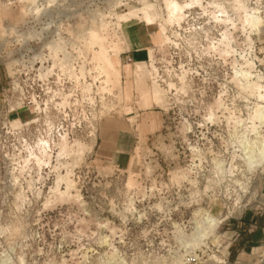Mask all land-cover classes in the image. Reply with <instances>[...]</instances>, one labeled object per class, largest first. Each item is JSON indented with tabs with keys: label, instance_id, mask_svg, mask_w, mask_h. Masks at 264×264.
I'll list each match as a JSON object with an SVG mask.
<instances>
[{
	"label": "rangeland",
	"instance_id": "rangeland-1",
	"mask_svg": "<svg viewBox=\"0 0 264 264\" xmlns=\"http://www.w3.org/2000/svg\"><path fill=\"white\" fill-rule=\"evenodd\" d=\"M168 1L0 0V264H235L263 227L264 24L245 15L264 0H200L180 25ZM131 23L153 43L127 79ZM110 119L132 133L125 168L96 155Z\"/></svg>",
	"mask_w": 264,
	"mask_h": 264
},
{
	"label": "crops",
	"instance_id": "crops-1",
	"mask_svg": "<svg viewBox=\"0 0 264 264\" xmlns=\"http://www.w3.org/2000/svg\"><path fill=\"white\" fill-rule=\"evenodd\" d=\"M123 40V53H125L126 56L131 57L133 61L132 64L128 63L129 65H126L123 69V72L128 79L130 78L128 67L134 64L135 59L141 52L147 51L148 47H150L151 45V42L153 43V38L147 27L145 36L144 26L141 27L138 24L131 23L124 25L123 27ZM143 64L145 63H135V75L139 78L143 77ZM119 74L122 78L121 71ZM127 79L126 84L129 85ZM141 97L142 103H145L147 99L145 100L144 93H142ZM109 121H111L112 125L106 128L103 133L101 131L99 139L100 142L97 148L96 155L100 161H103L110 166L116 168H125L130 164V157L133 151L132 133H130L129 130H126L120 121H117L116 119H110ZM260 189L262 192H264V180L261 184ZM253 223H255V221ZM261 229L262 228L259 227V230H248L247 233L242 234L240 241H238L237 243V256L234 261L235 264H248L252 259L253 254L261 250V248H259V244L262 240ZM240 257L244 260H239Z\"/></svg>",
	"mask_w": 264,
	"mask_h": 264
},
{
	"label": "bare ground",
	"instance_id": "bare-ground-1",
	"mask_svg": "<svg viewBox=\"0 0 264 264\" xmlns=\"http://www.w3.org/2000/svg\"><path fill=\"white\" fill-rule=\"evenodd\" d=\"M199 2H200V0H190L189 2H186L184 4H179L175 0H170V1L166 2V9H167V12H168V15H169V22H174L177 25H180V21L182 20V18L184 16V11L183 10L185 8L189 7L192 4H199ZM213 17L219 22H223L224 21V19H223L224 16L223 15H219V16L214 15ZM245 21L248 24H250V26L256 27V28H260L264 24L263 18L259 17L256 13L246 14L245 15ZM161 28H163L162 25H161ZM163 31H164V29H163ZM164 39L167 40V37H165ZM253 87H254V90L256 89L258 91L260 86H258L257 84H254ZM255 93H256V97L255 98H257L260 102H262L264 95L261 94V92H256L255 91ZM149 96H150V100H152L155 104H159L162 101L163 95H162L161 89L159 88L158 85L155 84V85L152 86V88L149 91ZM262 107L259 104L256 105L253 119L257 120L258 117L259 118L260 117H264V112H261L262 111ZM259 118H258V120H259ZM76 145H77L76 154L78 153L79 155H81V153H82V155H83V148L80 147L79 143H77ZM67 152H68L67 143H66L65 139L62 138L60 143L58 144V151L56 153V157L60 158V156L66 154ZM30 156H33L32 158L35 159V161H36V163L38 165H40L41 163H44L46 161L49 162L50 157H51V148H50L48 142L46 140H40L38 142L37 146H36V151L32 150V152H30ZM259 156H260L259 160H260V162H262V160H264V151L263 150L260 151V155ZM26 161L28 162V159ZM26 161H24V162L26 163ZM76 161H78V159ZM61 182H63L65 184V189H66V192H67L71 188V182L67 178V174L64 175V176H58V179L56 181V186H55V190L56 191H58V185Z\"/></svg>",
	"mask_w": 264,
	"mask_h": 264
},
{
	"label": "built area",
	"instance_id": "built-area-1",
	"mask_svg": "<svg viewBox=\"0 0 264 264\" xmlns=\"http://www.w3.org/2000/svg\"><path fill=\"white\" fill-rule=\"evenodd\" d=\"M125 60L127 63H132V58L129 56H125ZM259 248H261V250L253 254L254 258H252L248 264H264V225L262 227V240L259 244Z\"/></svg>",
	"mask_w": 264,
	"mask_h": 264
}]
</instances>
